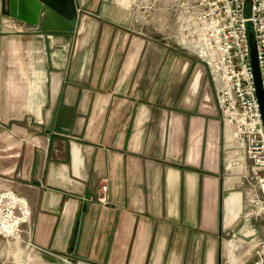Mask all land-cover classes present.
I'll list each match as a JSON object with an SVG mask.
<instances>
[{"label":"crops","instance_id":"0c3cea01","mask_svg":"<svg viewBox=\"0 0 264 264\" xmlns=\"http://www.w3.org/2000/svg\"><path fill=\"white\" fill-rule=\"evenodd\" d=\"M41 1L0 44V198L30 245L49 264L251 263L250 161L205 69L139 34L131 1Z\"/></svg>","mask_w":264,"mask_h":264},{"label":"built area","instance_id":"2783aa9c","mask_svg":"<svg viewBox=\"0 0 264 264\" xmlns=\"http://www.w3.org/2000/svg\"><path fill=\"white\" fill-rule=\"evenodd\" d=\"M148 1H162L172 39L210 68L223 120L250 161L241 174L249 191L245 216L264 221V127L249 41L252 32L264 90V0ZM107 190L102 187V204L108 203ZM250 264H264V239L255 242Z\"/></svg>","mask_w":264,"mask_h":264},{"label":"rangeland","instance_id":"374dc122","mask_svg":"<svg viewBox=\"0 0 264 264\" xmlns=\"http://www.w3.org/2000/svg\"><path fill=\"white\" fill-rule=\"evenodd\" d=\"M2 1V0H0ZM125 1V0H121ZM131 1L134 12L137 13L138 33L153 38L159 43L168 44L172 50L179 51L184 57L195 61L206 71V76L212 79L210 68L195 54L185 47L179 46L169 32L170 20L162 15V1L148 0ZM0 2V44L9 36L17 35L18 24L8 14L4 13ZM6 14V15H5ZM8 15V16H7ZM9 203V204H8ZM26 209L17 200L2 199L0 201V264H49L43 254L34 249L28 242V217ZM262 221V220H261ZM264 225V221H262ZM10 228L7 232V228ZM6 228V229H5ZM253 257V252H252ZM54 260L62 264H74L69 259L57 257ZM252 263V262H251ZM58 264V263H57ZM250 264V263H249Z\"/></svg>","mask_w":264,"mask_h":264},{"label":"water","instance_id":"95a60500","mask_svg":"<svg viewBox=\"0 0 264 264\" xmlns=\"http://www.w3.org/2000/svg\"><path fill=\"white\" fill-rule=\"evenodd\" d=\"M44 1L48 2L52 6V4L48 0H44ZM8 2L11 6V13H9V15L12 18L25 22L34 27H38L39 25H41V22L45 17L44 14H46L48 9L47 6H44L41 0H9ZM26 11L29 12V15L27 14L29 16L28 19H24L25 17L23 16V14H25ZM74 23L75 20L72 21V24ZM42 30H44L43 25H42ZM249 41L251 47V62L254 69L257 94L259 98L260 111H261L263 127H264V90H263L262 79L260 76V70L258 67L256 42L254 40V34L252 32H249Z\"/></svg>","mask_w":264,"mask_h":264},{"label":"bare ground","instance_id":"6f19581e","mask_svg":"<svg viewBox=\"0 0 264 264\" xmlns=\"http://www.w3.org/2000/svg\"><path fill=\"white\" fill-rule=\"evenodd\" d=\"M4 227H5V225H4ZM1 231H2V229H0Z\"/></svg>","mask_w":264,"mask_h":264}]
</instances>
